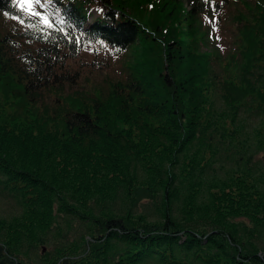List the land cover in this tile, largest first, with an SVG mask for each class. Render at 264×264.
Segmentation results:
<instances>
[{"label":"trees","instance_id":"1","mask_svg":"<svg viewBox=\"0 0 264 264\" xmlns=\"http://www.w3.org/2000/svg\"><path fill=\"white\" fill-rule=\"evenodd\" d=\"M226 4L0 0V194L22 211L0 264H264V0L231 18L235 76L192 38ZM131 48L105 96L80 85L82 54ZM61 222L77 245L21 250Z\"/></svg>","mask_w":264,"mask_h":264},{"label":"rangeland","instance_id":"2","mask_svg":"<svg viewBox=\"0 0 264 264\" xmlns=\"http://www.w3.org/2000/svg\"><path fill=\"white\" fill-rule=\"evenodd\" d=\"M39 3L40 0H38V3H34L30 9L28 5L22 6L24 9H29V13L37 12L39 11ZM240 9L245 13L246 5L243 6V0H227V4L220 8L218 14L212 11L209 15H200L199 20L196 21L197 33L195 31V35L192 37H195L193 43L198 50L209 53L210 61L214 64L212 71L217 76H235L238 73V61L233 58L236 54L235 39L232 38L229 27L232 23V16ZM94 11L98 14L97 10ZM200 40H203V43ZM87 51L90 52L89 50ZM131 51L132 48L116 57L108 55L101 57L97 53L92 54V52L82 54L74 62V67L81 75L80 85L98 96H105L109 90V83L115 78L123 77L125 74L127 64L131 60ZM212 99L216 108L220 111L225 109L217 92L213 93ZM244 123L246 124V118H244ZM242 135L246 137V125ZM117 207L122 208L120 206ZM21 212V208L17 203L7 200L0 194L1 220L9 221L20 216ZM68 220V218H63L65 223ZM62 224L61 222L63 235L58 234L55 230H50L44 234V241L41 245H28L27 248L26 245H23L21 250L30 254V258L33 261H37L42 260V258H49L53 252L63 247L77 245L79 242L77 234H74L71 230L67 233V237H64L67 229ZM77 226H74L73 229Z\"/></svg>","mask_w":264,"mask_h":264},{"label":"snow or ice","instance_id":"3","mask_svg":"<svg viewBox=\"0 0 264 264\" xmlns=\"http://www.w3.org/2000/svg\"><path fill=\"white\" fill-rule=\"evenodd\" d=\"M20 3L22 5H28L29 6V9L31 8V6L34 4V3H38V0H20ZM29 9H24L25 11H29ZM29 14L31 15H35V16H39L40 13H36V12H30ZM15 18V17H14ZM21 23H23L21 21ZM42 23L45 24V26L51 28L52 25L50 23H48V21L45 19V20H42Z\"/></svg>","mask_w":264,"mask_h":264}]
</instances>
